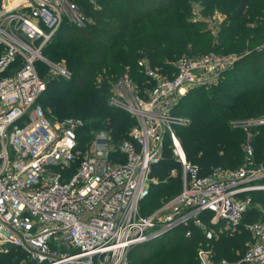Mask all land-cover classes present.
<instances>
[{
  "label": "built area",
  "instance_id": "2783aa9c",
  "mask_svg": "<svg viewBox=\"0 0 264 264\" xmlns=\"http://www.w3.org/2000/svg\"><path fill=\"white\" fill-rule=\"evenodd\" d=\"M81 2L99 6V0L0 3V253L20 249L28 264H128L133 247L181 225L192 223L213 238L202 221L207 213L214 224L240 227L252 204L250 194L264 191V162L255 163L253 135L248 133L244 166L201 176L177 133L191 120L176 110L188 92L216 85L243 56L186 55L172 73L139 61L145 82L125 72L109 94L112 107L135 119L129 138L116 143L99 132L83 140L82 120H53L38 103L46 82L37 67L45 66L48 78L72 77L64 63L52 62L43 50L62 26L91 24ZM234 125L260 126L264 119ZM166 148L181 164L183 188L144 216L141 204L156 182L152 169ZM245 227L252 241L239 260H216L211 249H201L197 264H264V220Z\"/></svg>",
  "mask_w": 264,
  "mask_h": 264
},
{
  "label": "trees",
  "instance_id": "16d2710c",
  "mask_svg": "<svg viewBox=\"0 0 264 264\" xmlns=\"http://www.w3.org/2000/svg\"><path fill=\"white\" fill-rule=\"evenodd\" d=\"M98 5L94 8L81 2L91 24L86 28L62 26L43 50L45 57L64 62L72 72L70 79L48 78L45 66H37L46 82L38 103L51 119H80L84 122L81 138L89 140L93 131L100 130L119 143L129 138L136 122L109 103L118 76L128 72L142 84L146 79L138 66L141 60L172 73L175 62L186 55L247 51L216 85L193 89L181 99L176 113L191 121L177 128V133L188 162L199 168L201 176L244 166L249 132L255 163L264 162V125H234L264 119V48L258 49L264 43V0H99ZM194 5L201 7L205 19L216 13L224 17L217 31L205 20H192L196 18ZM151 178L156 182L141 204L144 216L182 191V167L171 149L166 148ZM250 195L252 204L237 229H226L223 221L212 223L207 213L202 221L213 238L192 223L181 225L133 247L128 264H197L201 249H211L216 260H239L252 241L245 224L264 220V208L256 204L264 205V191ZM25 256L22 250L10 248L0 253V264H28Z\"/></svg>",
  "mask_w": 264,
  "mask_h": 264
},
{
  "label": "rangeland",
  "instance_id": "374dc122",
  "mask_svg": "<svg viewBox=\"0 0 264 264\" xmlns=\"http://www.w3.org/2000/svg\"><path fill=\"white\" fill-rule=\"evenodd\" d=\"M2 2V0H0V3ZM193 12H194V15L196 18H193L192 20L195 21V22H204V20H207L206 22L209 24L210 27L214 28L215 30H218V26L221 25V23L223 22V18L221 19V17H218L219 14L216 13L214 14L213 16H207L209 18H206L205 19V16L201 14V7H199L198 5H194V8H193ZM220 19V20H219ZM222 20V21H221ZM206 24V23H205ZM208 27V26H207ZM261 48H264V43H262V45H260V47H258V49H261ZM249 54V52H243V53H239L238 55H242L243 57L245 55ZM61 63H64V62H61ZM251 120V119H250ZM246 121H249V120H246ZM131 125L128 126V128H130ZM252 127H255V126H248V128H252ZM129 130V129H128ZM130 131V130H129ZM101 132L100 130H97V131H93L91 133V136H93L92 134H95V133H99ZM92 138V137H91ZM83 140H88L86 138H82ZM90 140V139H89ZM257 206L261 207V208H264V205L263 203H256ZM237 256H240V252L237 253ZM243 256V254H241V257Z\"/></svg>",
  "mask_w": 264,
  "mask_h": 264
},
{
  "label": "water",
  "instance_id": "95a60500",
  "mask_svg": "<svg viewBox=\"0 0 264 264\" xmlns=\"http://www.w3.org/2000/svg\"><path fill=\"white\" fill-rule=\"evenodd\" d=\"M157 238H154V239H152V240H156Z\"/></svg>",
  "mask_w": 264,
  "mask_h": 264
}]
</instances>
